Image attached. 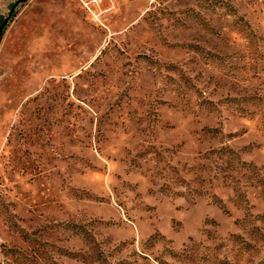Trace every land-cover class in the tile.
Returning <instances> with one entry per match:
<instances>
[{
    "label": "rangeland",
    "instance_id": "1",
    "mask_svg": "<svg viewBox=\"0 0 264 264\" xmlns=\"http://www.w3.org/2000/svg\"><path fill=\"white\" fill-rule=\"evenodd\" d=\"M0 0V264H264V0Z\"/></svg>",
    "mask_w": 264,
    "mask_h": 264
},
{
    "label": "water",
    "instance_id": "2",
    "mask_svg": "<svg viewBox=\"0 0 264 264\" xmlns=\"http://www.w3.org/2000/svg\"><path fill=\"white\" fill-rule=\"evenodd\" d=\"M26 0H20L19 2H25Z\"/></svg>",
    "mask_w": 264,
    "mask_h": 264
}]
</instances>
